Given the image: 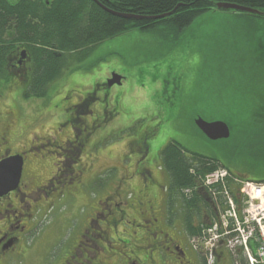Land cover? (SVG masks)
<instances>
[{
	"label": "rangeland",
	"instance_id": "rangeland-1",
	"mask_svg": "<svg viewBox=\"0 0 264 264\" xmlns=\"http://www.w3.org/2000/svg\"><path fill=\"white\" fill-rule=\"evenodd\" d=\"M162 31H135L104 42L82 63L64 71L44 97L26 98V85L0 80V134L13 123L11 143L0 140V155L3 151L22 155V148L39 137L37 151L28 157L46 159L24 166L23 187L32 177L38 184L53 175L58 156L50 153L56 145H45L42 137L65 139L78 126L69 118L72 122L82 118L91 126L83 159L90 167L86 178L96 177L85 186L84 197L94 204H100L113 184L129 199L141 158L131 145L142 134L151 135L153 158L175 142L189 153L216 160L244 180L264 178V18L212 10L178 39ZM112 74L120 76L122 84L97 90ZM94 92L99 101L83 116L76 106ZM197 118L227 123L231 137L210 141L196 128ZM163 185H170L167 174ZM178 204L177 211L182 202ZM91 209L90 204L72 205L64 198L36 213L24 264L59 262L79 233L74 216L84 219Z\"/></svg>",
	"mask_w": 264,
	"mask_h": 264
},
{
	"label": "flooded vegetation",
	"instance_id": "flooded-vegetation-1",
	"mask_svg": "<svg viewBox=\"0 0 264 264\" xmlns=\"http://www.w3.org/2000/svg\"><path fill=\"white\" fill-rule=\"evenodd\" d=\"M7 1L8 7L3 8L8 14L5 20L8 24H12L18 21V16H13L12 12H16L15 9L21 1ZM51 1L47 3L45 0H31L35 4L44 2L47 5ZM95 2L105 11L109 10L106 5L111 4L110 0H103L104 4L98 0ZM10 25L4 37V40L9 42L5 72L9 80L23 83L28 91L33 83V74L36 73L34 54L27 49L26 44L12 42L13 31ZM54 55L61 57L57 52H54ZM113 75H110L105 83L98 85L97 90L109 89L107 82ZM98 101L97 93L94 92L80 101L76 108L85 116L92 113V105ZM14 119L18 123L15 117ZM69 121L78 122V126H73L71 131L67 132L65 139L55 141L49 135L42 137L45 145H50L52 142L56 145L50 153L58 156L54 160L53 175L38 184L33 183L36 181L34 177L30 178L31 181L24 186L28 189L22 186L21 177L20 185L15 191L0 196V264L25 263L24 259L29 250L26 239L32 232L35 214L53 208L64 198L71 200L72 205L78 202L90 204L92 209L90 215L84 219L78 220L77 216H74L75 221L80 223L78 236L73 245L66 248L65 256L58 257L59 262L57 261L56 264H206L205 253L200 249H194L191 245L182 209L176 210L179 207L178 203L172 207L170 185H163L167 173L163 168L161 152L167 146L156 158H153L150 156L151 146L148 142L151 135L142 134L138 141L131 145V150L134 152L138 150L141 158L136 162L138 173L131 181L129 199L125 194L118 193V185L113 184L112 191L104 195L100 204H94L84 197L85 186L96 177L92 175L86 178L90 167L84 164L83 159L89 145L85 144L86 138L91 139L89 134L91 126L82 118L73 119V122L69 118ZM92 124L96 125L90 123ZM6 128L8 130L4 129L0 134V140L4 144L11 143L9 138L13 123H7ZM38 138L30 140L29 144L22 148L25 149L20 155L24 159L23 171L24 166L29 163L46 161L45 158L28 157L30 153L37 151L34 148L40 143ZM8 157L12 156L7 151H3L0 161ZM32 183L35 185L33 189ZM197 191L204 197L206 203L202 214L193 219L194 227L200 228L218 214L207 193L202 189ZM187 241L188 247H186ZM216 264L235 263L230 255L223 252L218 256Z\"/></svg>",
	"mask_w": 264,
	"mask_h": 264
},
{
	"label": "trees",
	"instance_id": "trees-1",
	"mask_svg": "<svg viewBox=\"0 0 264 264\" xmlns=\"http://www.w3.org/2000/svg\"><path fill=\"white\" fill-rule=\"evenodd\" d=\"M20 1L16 12H12L13 16H18V21L8 24L5 20L8 14L3 8L8 7L9 3L0 0V80L9 81L5 72L9 42L4 37L11 24L12 42L26 44L27 49L34 54L36 73L33 74V83L25 94L26 98L46 96L49 86L64 71L82 63L95 48L113 38L135 31L164 33L162 30H165L172 32L173 38L178 39L198 17L216 10L217 2H230L258 10L261 15L243 14L264 18V0H110L111 4L106 5L116 13L142 17L170 14L160 20L119 18L102 9L95 0H52L49 5L44 2L35 4L31 0ZM98 2L104 4L103 0ZM54 52L61 54V57H56ZM161 157L163 168L170 178L172 207L182 202L180 208L186 219L187 233L190 237H198L205 225L195 228L193 219L202 214L205 199L198 191L190 199H185L182 191L195 187L199 175L209 174L222 165L214 159L189 153L175 142L161 152ZM192 168H195L196 175L191 174ZM251 248L255 254L254 245ZM238 261L247 264L241 253Z\"/></svg>",
	"mask_w": 264,
	"mask_h": 264
},
{
	"label": "built area",
	"instance_id": "built-area-1",
	"mask_svg": "<svg viewBox=\"0 0 264 264\" xmlns=\"http://www.w3.org/2000/svg\"><path fill=\"white\" fill-rule=\"evenodd\" d=\"M229 179V172L221 167L200 177L201 185L218 204L220 216L201 237L192 240V245L196 249L204 248L207 264H215V250L221 241L231 255L236 256L237 251L242 250L248 264H264V182L234 179L239 188L240 202H237L229 191ZM191 192L186 190L187 195ZM250 245L255 246V255Z\"/></svg>",
	"mask_w": 264,
	"mask_h": 264
},
{
	"label": "water",
	"instance_id": "water-1",
	"mask_svg": "<svg viewBox=\"0 0 264 264\" xmlns=\"http://www.w3.org/2000/svg\"><path fill=\"white\" fill-rule=\"evenodd\" d=\"M49 3V0H45ZM216 10L220 11H234L244 14L261 15V12L249 7H244L238 4L230 2H217L215 3ZM109 13L116 17L128 19V20H160L167 18L168 15H161L157 17H142L132 14L116 13L111 10H107ZM122 78L116 74L113 75L112 79L107 82V86L113 87L114 85H121ZM196 128L210 141L227 140L231 137L230 126L225 122H212L209 123L202 118H197L195 121ZM24 159L22 156H12L0 161V196L9 194L15 191L21 181L23 172Z\"/></svg>",
	"mask_w": 264,
	"mask_h": 264
},
{
	"label": "crops",
	"instance_id": "crops-1",
	"mask_svg": "<svg viewBox=\"0 0 264 264\" xmlns=\"http://www.w3.org/2000/svg\"><path fill=\"white\" fill-rule=\"evenodd\" d=\"M245 177H247L248 179H250V180H251L250 176H245ZM263 180H264V178H263V179H261V180H257V181H263Z\"/></svg>",
	"mask_w": 264,
	"mask_h": 264
}]
</instances>
